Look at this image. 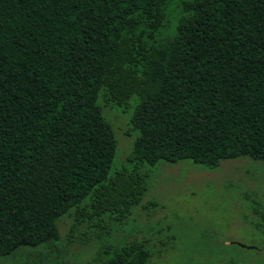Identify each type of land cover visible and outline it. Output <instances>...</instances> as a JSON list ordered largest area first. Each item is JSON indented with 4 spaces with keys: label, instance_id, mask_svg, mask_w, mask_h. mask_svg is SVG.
Instances as JSON below:
<instances>
[{
    "label": "trees",
    "instance_id": "16d2710c",
    "mask_svg": "<svg viewBox=\"0 0 264 264\" xmlns=\"http://www.w3.org/2000/svg\"><path fill=\"white\" fill-rule=\"evenodd\" d=\"M133 97L137 136L113 170L104 107ZM238 158L264 164V0H0V263L30 250L25 264H72L62 219L101 244L148 168ZM152 258L132 240L82 264Z\"/></svg>",
    "mask_w": 264,
    "mask_h": 264
},
{
    "label": "rangeland",
    "instance_id": "374dc122",
    "mask_svg": "<svg viewBox=\"0 0 264 264\" xmlns=\"http://www.w3.org/2000/svg\"><path fill=\"white\" fill-rule=\"evenodd\" d=\"M138 101L104 107L113 124L118 153L112 169L128 167L126 157L137 133L129 123ZM104 103L101 100V106ZM150 187L126 224L100 243L81 244L84 225L59 223L62 245L72 264L91 259L100 246L145 242L150 264H264V164L249 158L222 161L207 170L191 161L148 168ZM30 250L0 264H25Z\"/></svg>",
    "mask_w": 264,
    "mask_h": 264
}]
</instances>
